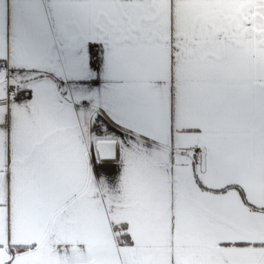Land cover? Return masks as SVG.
Segmentation results:
<instances>
[{
	"label": "crops",
	"instance_id": "crops-1",
	"mask_svg": "<svg viewBox=\"0 0 264 264\" xmlns=\"http://www.w3.org/2000/svg\"><path fill=\"white\" fill-rule=\"evenodd\" d=\"M98 11L141 38L137 130L157 141L104 164L70 109L14 106V151L0 129V264H264V0Z\"/></svg>",
	"mask_w": 264,
	"mask_h": 264
},
{
	"label": "snow or ice",
	"instance_id": "snow-or-ice-1",
	"mask_svg": "<svg viewBox=\"0 0 264 264\" xmlns=\"http://www.w3.org/2000/svg\"><path fill=\"white\" fill-rule=\"evenodd\" d=\"M99 4L100 0H0V87L9 104L0 129L13 151V107L20 102H29L37 111L45 106L70 109L78 124L84 122L92 149L105 143L115 149L116 159L125 152L132 155L137 145L148 151L141 137L157 141L148 131L137 130L144 124V98L133 71L144 55L141 38L121 24L122 17L99 12ZM171 80L169 76L170 96ZM175 80L178 122V68ZM126 132L134 135L125 140ZM151 150H157L155 144ZM111 163L104 159V164ZM101 171L108 169L97 165L96 174Z\"/></svg>",
	"mask_w": 264,
	"mask_h": 264
},
{
	"label": "water",
	"instance_id": "water-1",
	"mask_svg": "<svg viewBox=\"0 0 264 264\" xmlns=\"http://www.w3.org/2000/svg\"><path fill=\"white\" fill-rule=\"evenodd\" d=\"M97 151L101 158H111L115 154V149L107 146L105 143H101Z\"/></svg>",
	"mask_w": 264,
	"mask_h": 264
}]
</instances>
